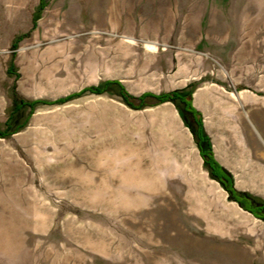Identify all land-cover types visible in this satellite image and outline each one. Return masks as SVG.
Here are the masks:
<instances>
[{
    "label": "rangeland",
    "instance_id": "obj_1",
    "mask_svg": "<svg viewBox=\"0 0 264 264\" xmlns=\"http://www.w3.org/2000/svg\"><path fill=\"white\" fill-rule=\"evenodd\" d=\"M39 1L0 0V130L18 98L53 101L113 80L135 97L192 86L232 190L210 175L171 101L147 97L135 108L110 85L37 102L18 131L0 136V264H264V209L256 215L235 199L264 202V0L191 2L222 8L238 34L253 29V68L237 55L222 67L168 32L169 42L146 40L162 33L139 31L138 0H49L41 11ZM176 9L181 22L187 6ZM210 77L253 88L242 97L259 100L263 119L212 104L233 96Z\"/></svg>",
    "mask_w": 264,
    "mask_h": 264
},
{
    "label": "crops",
    "instance_id": "obj_2",
    "mask_svg": "<svg viewBox=\"0 0 264 264\" xmlns=\"http://www.w3.org/2000/svg\"><path fill=\"white\" fill-rule=\"evenodd\" d=\"M124 1V0H121ZM127 1V0H125ZM140 5L146 6V10H142L141 13L136 17L139 20V31L141 33L147 34L152 30H157L162 33L161 39H150L145 37L146 40L152 41L154 43L159 42H169L166 38L169 33L172 35V41L174 42H191V48L188 50L196 53L197 51L205 54L207 58L218 63L222 67H229L234 64L233 55H237L238 64L242 67L253 68L254 62L257 61L259 55V41L256 40L257 35L253 33L252 30H246L242 34H238L237 31L230 26H227V21L220 19L223 16L222 8L216 7L213 12L208 9L200 12L195 5H191L194 0H138ZM195 4V3H194ZM187 6V10L184 13V19L180 22L178 18H175L173 14V7H176L177 16H179L180 11L183 7ZM170 7V9H168ZM172 9V16L169 12ZM135 17V16H134ZM126 19V18H124ZM124 26L127 25L125 22ZM126 27V26H125ZM128 27V26H127ZM251 28L250 26H246ZM183 29L182 32L180 31ZM243 31V30H242ZM164 35V36H163ZM144 38V39H145ZM143 39V40H144ZM197 50V51H196ZM192 57H195L193 54ZM212 63L207 60L203 63L206 67ZM191 65V64H190ZM258 69V63L256 64ZM206 73H212L211 70H205ZM207 83L211 86H219V89L223 91L231 90V95L233 99L230 101L226 100H213L212 104L218 106L231 107L232 113L245 111L247 118H251V114L261 118V107L259 100L255 98H243L242 92L251 90V87H239L238 82L233 87L228 86V84L222 82L213 81L212 77ZM254 82V81H253ZM206 87V86H205ZM193 89V87L191 86ZM201 89V88H199ZM255 90H260V88H255ZM237 95H233V92ZM196 92V88H195ZM240 109V110H239ZM201 112V111H200ZM202 115V113H201ZM238 117L242 119L243 115L238 114ZM203 120V119H202ZM203 126L208 134L206 121L203 120Z\"/></svg>",
    "mask_w": 264,
    "mask_h": 264
},
{
    "label": "trees",
    "instance_id": "obj_3",
    "mask_svg": "<svg viewBox=\"0 0 264 264\" xmlns=\"http://www.w3.org/2000/svg\"><path fill=\"white\" fill-rule=\"evenodd\" d=\"M48 2H49V0H40L37 10L41 11L48 4ZM22 37H23V35L14 37V39L11 43L12 49L17 47V43ZM11 70H12V68L9 69V71H11ZM110 85H115L117 88V93L122 97V99L128 105L135 107V108H140V107L144 106L146 104L145 100L147 99V97L155 98L158 101V103L164 102V101H171L175 106H177L179 108V110L182 112L183 119H184L185 123L191 128L192 132L196 136L197 146H198L200 154L203 158V162H204L206 168L210 172V175L212 177L216 178L217 180H221V177L223 176L225 170L213 158L209 137L207 136L206 132L204 131L203 124L200 120V113L198 110H196L192 106V102H191V98H190L192 88L190 89L189 87L183 88V89H175L171 92L162 93V94H158V95H155V94H152L149 92H144V93L140 94L139 96L135 97V96L130 95L125 90V88L122 86V84H120L116 80L115 81L113 80V81L104 82L102 84V86L101 85L90 86V87L83 89L82 91L60 97V98L53 100V101H41V100L25 101L21 98L14 99L13 108L11 110L12 114H10V117L6 123L5 128L3 130H0V136L4 137L6 135H9L10 133H13V132L19 130V128L22 126L21 125V119H22V114H23L22 110L25 107L32 109L33 106L37 102L62 103V102H65V101L71 99L75 95H80L84 91H89V92L98 94V93H101L103 91L108 90ZM134 99L138 100L137 104L133 103ZM187 113L193 118V120L195 122V126H193L189 122L187 115H186ZM213 165L216 168L214 170L212 169ZM230 179H231V176H230ZM232 182L233 181L231 179L230 184H229V188H228L229 190H232ZM240 194H243L245 196V198H241V199L235 198V199H237V200L239 199L238 201L241 202L244 207L251 210L256 215H259L257 212V209L258 208L264 209V202L261 200H258L256 197H254L248 193L240 192ZM256 204H259L258 207H256ZM260 217L264 218V216H260Z\"/></svg>",
    "mask_w": 264,
    "mask_h": 264
},
{
    "label": "flooded vegetation",
    "instance_id": "obj_4",
    "mask_svg": "<svg viewBox=\"0 0 264 264\" xmlns=\"http://www.w3.org/2000/svg\"><path fill=\"white\" fill-rule=\"evenodd\" d=\"M212 169L214 170V169H216L215 168V166L213 165L212 166ZM221 180H222V183L224 184V185H226V186H228L229 184H230V176H229V174H226L225 172H224V174H223V176L221 177ZM236 197H240V198H245V196L244 195H236Z\"/></svg>",
    "mask_w": 264,
    "mask_h": 264
},
{
    "label": "bare ground",
    "instance_id": "obj_5",
    "mask_svg": "<svg viewBox=\"0 0 264 264\" xmlns=\"http://www.w3.org/2000/svg\"><path fill=\"white\" fill-rule=\"evenodd\" d=\"M261 155H263V153H261Z\"/></svg>",
    "mask_w": 264,
    "mask_h": 264
}]
</instances>
